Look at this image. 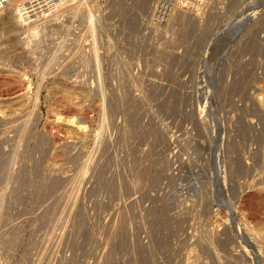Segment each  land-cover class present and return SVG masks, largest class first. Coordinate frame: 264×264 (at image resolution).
Listing matches in <instances>:
<instances>
[{
  "label": "rangeland",
  "instance_id": "rangeland-1",
  "mask_svg": "<svg viewBox=\"0 0 264 264\" xmlns=\"http://www.w3.org/2000/svg\"><path fill=\"white\" fill-rule=\"evenodd\" d=\"M71 6L0 69V264H264V0Z\"/></svg>",
  "mask_w": 264,
  "mask_h": 264
},
{
  "label": "built area",
  "instance_id": "built-area-1",
  "mask_svg": "<svg viewBox=\"0 0 264 264\" xmlns=\"http://www.w3.org/2000/svg\"><path fill=\"white\" fill-rule=\"evenodd\" d=\"M64 2L65 0H0V52L7 57L5 68L9 72L17 71V67H27L24 66L26 61L31 68L39 66L37 61L42 56L43 42L46 39L54 41L53 34L66 12L63 10L58 18L57 8ZM34 22L42 28L38 35L31 36L30 30L24 26ZM27 38H33L30 45L23 43Z\"/></svg>",
  "mask_w": 264,
  "mask_h": 264
},
{
  "label": "bare ground",
  "instance_id": "bare-ground-1",
  "mask_svg": "<svg viewBox=\"0 0 264 264\" xmlns=\"http://www.w3.org/2000/svg\"><path fill=\"white\" fill-rule=\"evenodd\" d=\"M76 1H84V0H65V2L62 4V3H60L59 4V8H57L58 9V18L61 16V14H62V12H63V10L64 11H67V10H71V8H72V6H70L71 5V3L72 2H76ZM256 3V2H255ZM67 4H68V6H67ZM14 14V13H13ZM91 19H92V17H91ZM24 24H25V20H24ZM25 28H27V29H29L30 30V32H29V34L32 36H36V35H38L39 34V31L41 30V28H42V26H39V24L38 23H36V22H34V23H29L28 25H27V27L26 26H24ZM27 29H25V30H27ZM33 38H27V39H25V40H23V43L24 44H26V45H30L31 43V41H33L32 40ZM21 41V40H20ZM6 60H7V57L5 56V54H2L1 52H0V69H2L3 68V71H8V69H6L5 67H6ZM6 69V70H5ZM2 82V81H1ZM0 82V83H1ZM7 95L8 94H6V93H0V100H6L8 97H7ZM14 97V96H13ZM3 103V102H2ZM3 106V105H2ZM1 107V106H0ZM6 107V106H5ZM3 108L4 107H2V109L0 108V112H2V115H3V113H4V111L5 110H3ZM74 110V109H73ZM1 114V113H0ZM5 115V114H4ZM58 118V117H57ZM68 119V118H67ZM58 121V120H57ZM72 122V123H77L81 128H86L88 125H87V123H86V116H84L83 118H81V119H75L74 117H70L69 118V122ZM5 128V127H4ZM80 129V128H79ZM72 131V130H71ZM53 134V133H52ZM49 135V134H48ZM1 138V137H0ZM46 154V153H45ZM240 163V162H239ZM236 181V180H235ZM251 198V195H249V193L248 194H246V196H244L243 197V200H244V202H247L249 199ZM259 198V197H258ZM234 220H236V219H234ZM243 230V229H242ZM240 232V231H239ZM245 232V231H244ZM251 241H253V242H251L252 243V245L255 243L256 245H257V249H258V253L257 252H255L257 255H259L260 254V251H261V249H260V245H259V243H257V242H259L258 240H257V238H255L254 236H252L251 237ZM250 241V240H249ZM230 248V247H229ZM254 250H256V248L254 249ZM254 253V254H255ZM262 256V255H261ZM230 257V256H229ZM262 264V263H261Z\"/></svg>",
  "mask_w": 264,
  "mask_h": 264
}]
</instances>
